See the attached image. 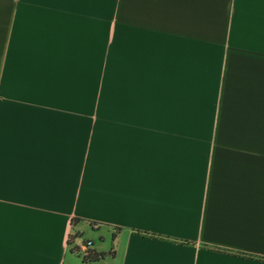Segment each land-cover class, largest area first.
Listing matches in <instances>:
<instances>
[{
    "label": "crops",
    "instance_id": "1",
    "mask_svg": "<svg viewBox=\"0 0 264 264\" xmlns=\"http://www.w3.org/2000/svg\"><path fill=\"white\" fill-rule=\"evenodd\" d=\"M0 264H264V0H0Z\"/></svg>",
    "mask_w": 264,
    "mask_h": 264
},
{
    "label": "built area",
    "instance_id": "2",
    "mask_svg": "<svg viewBox=\"0 0 264 264\" xmlns=\"http://www.w3.org/2000/svg\"><path fill=\"white\" fill-rule=\"evenodd\" d=\"M90 245H92L91 241L82 240L77 244H73L72 249L75 253L82 255V257H85L89 254Z\"/></svg>",
    "mask_w": 264,
    "mask_h": 264
},
{
    "label": "trees",
    "instance_id": "3",
    "mask_svg": "<svg viewBox=\"0 0 264 264\" xmlns=\"http://www.w3.org/2000/svg\"><path fill=\"white\" fill-rule=\"evenodd\" d=\"M68 240H69V238H68ZM108 254H111V252H109ZM106 255H107V253H105V252H97V251H95L94 249H92V245H90L89 254L87 256L83 257V261L84 262L96 261V260L104 258Z\"/></svg>",
    "mask_w": 264,
    "mask_h": 264
},
{
    "label": "rangeland",
    "instance_id": "4",
    "mask_svg": "<svg viewBox=\"0 0 264 264\" xmlns=\"http://www.w3.org/2000/svg\"><path fill=\"white\" fill-rule=\"evenodd\" d=\"M83 231H85V235H84V237H88V236L90 235L88 229L85 228ZM90 238H95V237H90ZM96 238H97V237H96ZM81 241H82V240H81ZM78 257L82 259V255H78Z\"/></svg>",
    "mask_w": 264,
    "mask_h": 264
}]
</instances>
